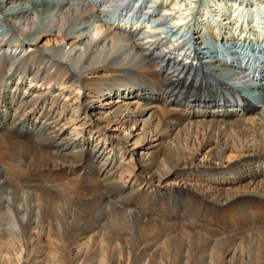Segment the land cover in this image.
Returning a JSON list of instances; mask_svg holds the SVG:
<instances>
[{
  "label": "bare ground",
  "instance_id": "obj_1",
  "mask_svg": "<svg viewBox=\"0 0 264 264\" xmlns=\"http://www.w3.org/2000/svg\"><path fill=\"white\" fill-rule=\"evenodd\" d=\"M146 3L0 0V264H264V74L247 71L264 43ZM40 168L66 183L17 181ZM156 204L247 228L164 223Z\"/></svg>",
  "mask_w": 264,
  "mask_h": 264
},
{
  "label": "rangeland",
  "instance_id": "obj_2",
  "mask_svg": "<svg viewBox=\"0 0 264 264\" xmlns=\"http://www.w3.org/2000/svg\"><path fill=\"white\" fill-rule=\"evenodd\" d=\"M212 1L211 0H195L194 2H191L192 3V5H191V3H189V2L187 3V2H184V1H181V0H176L173 4H171L172 2L169 4V0L168 1L166 0V4L168 3L170 7L174 8L173 10L170 11V15L167 17V19H168L167 21L171 22V23H169L170 25L172 24V22L178 23V27H179L181 25L180 24L181 22H184V23L187 22L189 20V17H190V21L191 22H196L197 21L199 28L202 29V30H200V34L201 35L207 34V28H205V27H207L208 25L211 26V24L213 25L211 27L216 29L223 22L230 21L229 24L227 25V27L228 26L229 27L232 26L233 23H237L238 22V25L240 23H243V25H245L246 27L247 26L248 27H252V30H253V31L249 32V30L246 29L247 33L245 31V32H243L241 34L242 37L245 35V41L246 42L249 41V43L255 44L254 42H257V40H255V36L258 35L259 36V40L258 41L260 42L262 40V43H264V35H263L264 34V0H212ZM261 28H263V29H261ZM234 35L236 36V34H234ZM5 154H6V156H4ZM5 154L4 155L0 154L1 155L0 158H2V160L1 159L0 160L2 162L3 161L5 162V161L8 160V159L5 160V158L8 157L7 153H5ZM31 171H32V173L36 172L33 169ZM37 171L40 172V174L37 175L38 179H36L37 178L36 176H31V177L26 176L27 178L26 177L24 178V176L19 175V174H18V176L16 175V179H17V181L19 180V182L21 184L22 183L28 184V185H31L30 183L35 184V185H32V186H48V185L50 186L52 184L53 185H57V184L66 183L65 180H62L61 176H59V178H58L57 177L58 175L54 174L55 172L47 170L46 168H43V169L40 168V170L37 169ZM50 173H52V177L54 179L52 177H49L51 175ZM42 176H44L43 177L44 179L48 178L47 180H49L51 178V180H49L50 183L47 180H46L47 183L46 182H42L41 181L43 179V178H41ZM18 177L20 179H18ZM21 179H23L25 181H23V180L21 181ZM26 179H27V181H26ZM31 179L32 180L35 179V182H37V183H35L34 180L31 181ZM40 181L42 183H44V184L39 183ZM38 183L40 185H38ZM85 185L86 184L83 183V182L74 181V190L75 191H79L80 190L79 193H83V192H85V190H87V191H90V190L96 191V190L92 189V188H94V186H92V188H91L90 185H86V186ZM95 189H97V192H100L102 194V196L104 197L105 200H107V201L110 200L109 202H111L113 204L118 202V201H116L117 200L116 197L112 196L113 195L112 192L103 191V189H101V187H99V188L95 187ZM112 197H114V198H112ZM125 202L126 201H124V202L122 201L121 203H116L115 205H118L120 208L125 209V210H129L130 208H132L134 201H129V203L127 201L126 202L127 204ZM176 204H178V208L179 209L182 208L183 207V200H181V201L179 200V202H177ZM159 206H161V204H156V206L154 205L153 210L152 209L150 211L147 210L145 212V214L150 215V217H152L153 219H156V220L161 221V222H164L166 220L164 223H169L171 221H176L177 220V222L179 221V223H182V224H185V225H189V226H194V227L196 226L197 228L208 230L210 232L217 231V232H229V233L231 232V233H234V234H238V233L240 234L243 231V230H241V227H243L242 225L244 223L242 225L240 224L241 227L238 225V227H239L238 229H236L237 226L232 224V226H233V228H232V226L230 225L231 223L228 222V221L227 222L223 221L224 219H221V218H218V219L215 218L214 219V217H213V219H211L212 217L210 216V214H212V213L210 212V210L194 209V208L190 207L188 209L189 212L187 211V213L185 215H183L184 216L183 217L181 215H175L174 213L168 212V208H167L166 205H164L165 207L164 206L159 207ZM162 207H164L165 209L162 208ZM159 213H162V214H159ZM197 214H199V215H197ZM161 215H162V218H161ZM186 215H187V217H186ZM189 216H192V217L189 218ZM164 217H165V219H164ZM168 218H169V220H168ZM208 218L210 219L211 222L209 221ZM186 219H188V220H186ZM205 219H208V220H205ZM190 220H191V222H189ZM223 223H225L226 225L223 224ZM245 226H246V223L244 224V227ZM208 227H211L212 229L208 228ZM227 227L228 228L230 227V230H228ZM245 228H247V227H245ZM232 229H233V232H232ZM212 230H214V231H212ZM210 234H213V233H210Z\"/></svg>",
  "mask_w": 264,
  "mask_h": 264
}]
</instances>
